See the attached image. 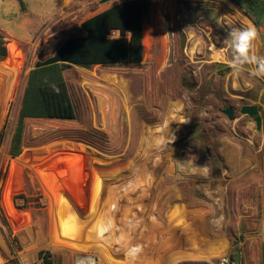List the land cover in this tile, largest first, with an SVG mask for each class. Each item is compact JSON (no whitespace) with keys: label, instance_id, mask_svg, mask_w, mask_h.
<instances>
[{"label":"rangeland","instance_id":"rangeland-1","mask_svg":"<svg viewBox=\"0 0 264 264\" xmlns=\"http://www.w3.org/2000/svg\"><path fill=\"white\" fill-rule=\"evenodd\" d=\"M118 1L0 0L9 51L0 60L7 82L0 91V257L4 264L22 257L38 264L41 253L56 264H264V109L246 105L260 111L258 130L239 105L233 121L222 113L233 101L211 100L207 87L221 93L229 72L186 63L183 0H151L149 24L163 30L167 17L174 25L160 51L150 35L146 62L64 70L76 119H26L22 152L10 155L30 71ZM184 8L191 26L193 16L205 15L198 31L208 47L213 19ZM165 119L166 135L176 139L157 147L154 126ZM136 245L142 251L133 261L127 252Z\"/></svg>","mask_w":264,"mask_h":264},{"label":"trees","instance_id":"trees-1","mask_svg":"<svg viewBox=\"0 0 264 264\" xmlns=\"http://www.w3.org/2000/svg\"><path fill=\"white\" fill-rule=\"evenodd\" d=\"M230 1L249 16L257 27L264 28V0ZM151 7V0L122 2L84 21L80 25V32L85 31L86 36L78 34L68 37L53 57L36 63V67L30 71L28 77L18 123L11 142L9 153L13 158L19 157L22 152L26 119L63 121L76 119V107L64 77V70L71 68L72 65L90 68L98 64H139L142 61L143 24L151 19ZM114 29L120 31L121 38L108 39V35ZM129 31L130 39L124 38ZM8 55V41L0 32V60H5ZM54 88L59 91H55ZM67 159L69 158H62L59 163L64 164ZM26 160L27 155L20 158L23 164ZM53 161L52 157L45 163ZM69 170L70 168H65V176H68ZM40 258L44 264H56L50 253H41ZM6 264L19 263L10 261Z\"/></svg>","mask_w":264,"mask_h":264},{"label":"crops","instance_id":"crops-1","mask_svg":"<svg viewBox=\"0 0 264 264\" xmlns=\"http://www.w3.org/2000/svg\"><path fill=\"white\" fill-rule=\"evenodd\" d=\"M126 1L128 0H120L117 3L93 15L92 17L102 12H105L106 10ZM189 1H192V3L189 4L188 3ZM185 4L190 5L191 7L190 10L191 12L194 13L195 16L197 10H205L208 12V14H206L207 17L213 19L212 23L214 24V28H211L213 37L210 38V43L208 47L205 46L207 44L203 43L202 40L200 39L199 36L200 31H198L199 28L198 23L202 20V18H204L205 15L199 14L197 19L196 17L193 16L194 19L191 26L189 15L184 8ZM179 7H181L182 11L178 10L179 12L178 32H182L187 35V41H186L187 44L185 47L186 49L184 51V54L187 57L186 63L192 62L193 64H195V68L197 70H199L200 68L205 69L206 67L210 66L215 70L214 73L217 75L220 71H223L224 69L227 70V72H229L227 74L226 71H224L225 75L227 74V76L225 77L226 81L220 91L221 93H219L218 91L212 92L213 90H210L207 87V91L209 93V97L211 98V100L214 102L218 101L219 106L221 105L222 102L233 101L235 104L231 103L229 106L238 107L237 105H239L241 110L246 105H256V106L261 105L264 109V79L253 77L249 75L248 72H243L237 75L228 67L225 59V55L220 51L221 49H225L227 47L225 41L227 39L228 32L230 31L231 28L243 27V26H247L248 24L255 25V23L247 15H245L238 8L237 5H235L230 0H183L180 2ZM149 25H151V27H149ZM173 25H174L173 20L171 21L167 17H165V22L163 23V30L159 28L157 21H152L151 24H149L148 21L144 22L143 33H142V47H143L142 61L139 64L144 63V61L146 62L148 60L147 57L148 50H146V46H148V40L150 35L152 36L153 39V46H152L153 52H155V49L160 51L161 49H159V47L161 48L163 47V43L161 45L160 40L164 41L165 37L169 38L170 33L173 32L172 30ZM256 28L259 30L261 34V39L258 42L259 50L264 52V29L259 28L257 26ZM112 31H119V30L114 29ZM80 35L86 36L87 33L85 31H81ZM130 37H131V33L129 31L124 36V38L130 39ZM119 38H121V36L113 37L111 36V34L108 35V39H119ZM168 49L166 51H164V49L161 51L163 52L162 58L160 56L162 61L166 60V58L168 57V53L171 54V52H173L171 51V47H169ZM230 55L231 54L229 52L228 56L230 57ZM152 58H153V54H152ZM133 65H137V64L135 63L115 64V65L98 64L92 67L106 66V67L114 68V67H124V66H133ZM72 66H76V65H72ZM4 67L5 66L3 64L2 65L0 64L1 73H3L2 69ZM219 75L222 74L219 73ZM211 77L212 75L209 76V78ZM210 87L212 88V85H210ZM6 88H7L6 78L4 76H1L0 91L1 90L3 91ZM218 97H220V100H218L219 99ZM4 101L5 98L2 96L0 98V109L4 104ZM242 102L244 103L240 104ZM229 106H224V108L222 109V113L223 110ZM22 258L25 259L26 257H22Z\"/></svg>","mask_w":264,"mask_h":264},{"label":"clouds","instance_id":"clouds-1","mask_svg":"<svg viewBox=\"0 0 264 264\" xmlns=\"http://www.w3.org/2000/svg\"><path fill=\"white\" fill-rule=\"evenodd\" d=\"M261 34L255 25L248 24L243 27L231 28L225 41L226 48L220 51L224 53L228 67L237 75L248 72L249 75L264 79V52L259 50L258 42ZM230 52V57L228 53ZM55 91L59 89L54 88ZM185 120L182 123H187ZM155 135L153 143L160 147L164 143L172 144L176 136L172 131L170 135H166L167 129L170 127L169 122L165 119L162 123L155 126ZM142 251L141 246L136 245L130 248L127 255L134 261L138 254Z\"/></svg>","mask_w":264,"mask_h":264},{"label":"water","instance_id":"water-1","mask_svg":"<svg viewBox=\"0 0 264 264\" xmlns=\"http://www.w3.org/2000/svg\"><path fill=\"white\" fill-rule=\"evenodd\" d=\"M242 114L250 115L254 117V121L256 123L257 129L260 130L262 127V117L260 115V111L256 106H245L241 110ZM223 113L229 118V120H235V109L233 107H226L223 110Z\"/></svg>","mask_w":264,"mask_h":264},{"label":"built area","instance_id":"built-area-1","mask_svg":"<svg viewBox=\"0 0 264 264\" xmlns=\"http://www.w3.org/2000/svg\"><path fill=\"white\" fill-rule=\"evenodd\" d=\"M111 36H113V37H118V36H121V33H120V31H111ZM21 263L22 264H35V263H31V262H29V259L28 258H22L21 259ZM0 264H4V262H3V260H2V258L0 257ZM38 264H44V262H43V260L41 259H39L38 260ZM221 264H239V263H236L234 260L233 261H231L230 259H222V261H221Z\"/></svg>","mask_w":264,"mask_h":264},{"label":"bare ground","instance_id":"bare-ground-1","mask_svg":"<svg viewBox=\"0 0 264 264\" xmlns=\"http://www.w3.org/2000/svg\"><path fill=\"white\" fill-rule=\"evenodd\" d=\"M79 262L80 264H94L93 260L86 259V258L80 259Z\"/></svg>","mask_w":264,"mask_h":264}]
</instances>
